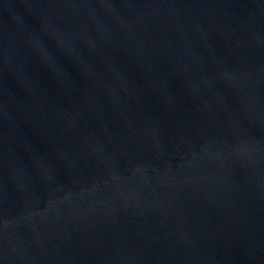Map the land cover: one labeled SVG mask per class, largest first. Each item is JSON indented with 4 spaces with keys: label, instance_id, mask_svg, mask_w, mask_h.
<instances>
[{
    "label": "water",
    "instance_id": "obj_1",
    "mask_svg": "<svg viewBox=\"0 0 264 264\" xmlns=\"http://www.w3.org/2000/svg\"><path fill=\"white\" fill-rule=\"evenodd\" d=\"M0 264H264V0H0Z\"/></svg>",
    "mask_w": 264,
    "mask_h": 264
}]
</instances>
